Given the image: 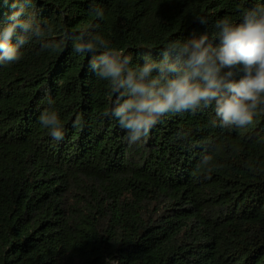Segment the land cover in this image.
Listing matches in <instances>:
<instances>
[{"label": "trees", "instance_id": "obj_1", "mask_svg": "<svg viewBox=\"0 0 264 264\" xmlns=\"http://www.w3.org/2000/svg\"><path fill=\"white\" fill-rule=\"evenodd\" d=\"M12 3L0 0V25ZM258 4L34 0L28 12L51 30L0 63V264H264V106L244 129L219 126L213 108L169 113L131 143L106 115L115 96L90 72L92 54L72 48L74 34L99 32L135 66L172 40L212 41L218 20ZM49 40L64 43L52 52ZM46 110L60 141L38 122Z\"/></svg>", "mask_w": 264, "mask_h": 264}, {"label": "clouds", "instance_id": "obj_2", "mask_svg": "<svg viewBox=\"0 0 264 264\" xmlns=\"http://www.w3.org/2000/svg\"><path fill=\"white\" fill-rule=\"evenodd\" d=\"M33 2L13 0L11 7L17 10L8 16L9 23L0 25V63L19 62L21 49L51 30L47 21L28 12ZM90 12L99 19L105 16L102 9L90 8ZM214 28L212 41L218 39V46L207 34L188 41L172 40L159 53V60L145 54L143 63L135 66L131 55L110 47L99 32L74 34L72 48L78 55L92 54L90 72L107 82L115 96V107L106 115L117 119L131 143L148 137L166 114L195 113L201 108H213L221 127L244 129L253 124L264 106V6L245 10L239 22L221 18ZM63 43L42 41V47L55 52ZM38 122L55 140L64 138L55 110L43 112ZM79 123L77 118L73 127ZM209 161L210 156L203 155L197 168H204ZM111 264L119 261L111 260Z\"/></svg>", "mask_w": 264, "mask_h": 264}]
</instances>
